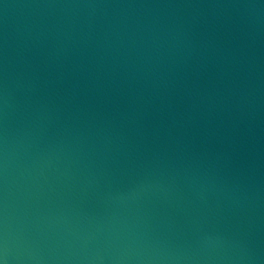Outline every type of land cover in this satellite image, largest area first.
I'll list each match as a JSON object with an SVG mask.
<instances>
[{
    "label": "water",
    "instance_id": "water-1",
    "mask_svg": "<svg viewBox=\"0 0 264 264\" xmlns=\"http://www.w3.org/2000/svg\"><path fill=\"white\" fill-rule=\"evenodd\" d=\"M2 264H264V0H0Z\"/></svg>",
    "mask_w": 264,
    "mask_h": 264
},
{
    "label": "clouds",
    "instance_id": "clouds-1",
    "mask_svg": "<svg viewBox=\"0 0 264 264\" xmlns=\"http://www.w3.org/2000/svg\"><path fill=\"white\" fill-rule=\"evenodd\" d=\"M0 264H2V262H0Z\"/></svg>",
    "mask_w": 264,
    "mask_h": 264
}]
</instances>
